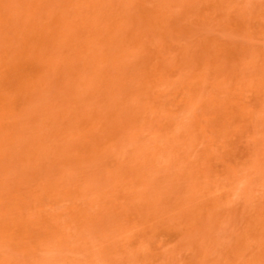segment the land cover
Here are the masks:
<instances>
[{"label":"rangeland","instance_id":"1","mask_svg":"<svg viewBox=\"0 0 264 264\" xmlns=\"http://www.w3.org/2000/svg\"><path fill=\"white\" fill-rule=\"evenodd\" d=\"M0 239L264 264V0H0Z\"/></svg>","mask_w":264,"mask_h":264},{"label":"bare ground","instance_id":"2","mask_svg":"<svg viewBox=\"0 0 264 264\" xmlns=\"http://www.w3.org/2000/svg\"><path fill=\"white\" fill-rule=\"evenodd\" d=\"M94 1H95V0H94ZM97 1H98V0H97ZM97 3H98V2H97ZM99 3H100V1H99ZM90 5H91V4H90ZM97 5H98V4H97ZM87 6H89V5H87ZM87 6H86V7H87ZM94 6H96V5H94ZM89 8H90V7H89ZM90 9H93V7H91ZM90 9H89V10H90ZM77 10H78V9H77ZM87 10H88V9H87ZM87 10H86V11H87ZM74 11H75V9H74ZM90 11H91V10H90ZM87 12H88V11H87ZM75 13H76V12H75ZM77 13H81V12H77ZM91 13H92V12H91ZM81 15H82V14H81ZM73 16H74V15H73ZM67 25H68V24H67ZM73 29H74V28H73ZM85 45H86V44H85ZM193 120H194V119H193ZM24 125H25V124H24ZM24 125H23V126H24ZM22 128H23V127H22ZM24 128H25V127H24ZM1 227L4 228V226H1ZM5 229H6V228H5ZM2 230H4V229H1V231H2ZM6 230H7V229H6ZM8 230H9V229H8ZM8 230H7V231H8ZM25 230H27V229H24V232H25ZM9 231H10V230H9ZM3 232H4V231H2V234H3ZM12 232H13V231H12ZM12 232H9V233H12ZM15 232H16V231H15ZM15 232H14L13 234H15ZM5 233H7V232H5ZM9 233L6 234V236H9L8 238L11 239V238H10L11 236L9 235ZM26 233H28V234H26V235H28L27 238H29V234H30V232H29V231H28V232L26 231ZM16 234H17V236L19 235L20 237H22V236L24 235V233H21V234H22V236H21V235L19 234V232H17ZM16 234L14 235L13 238L16 237ZM4 235H5V234H4ZM6 236H5V237H6ZM12 236H13V235H12ZM24 238H25V237H24ZM24 238H23V239L21 238L20 241H24V240H25ZM31 238H32V237H31ZM0 240H1V239H0ZM3 241H4V240H3ZM25 241H26V240H25ZM27 241H28V240H27ZM0 242H2V241H0ZM24 243H25V242H24ZM22 244H23V242H22ZM24 248H25V247H24Z\"/></svg>","mask_w":264,"mask_h":264}]
</instances>
